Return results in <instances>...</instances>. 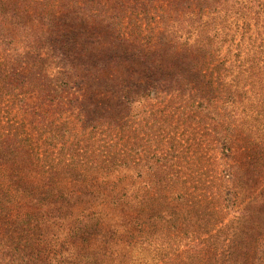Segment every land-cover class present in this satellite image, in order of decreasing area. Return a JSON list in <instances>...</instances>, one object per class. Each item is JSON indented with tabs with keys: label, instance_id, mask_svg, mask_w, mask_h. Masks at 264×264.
Masks as SVG:
<instances>
[{
	"label": "trees",
	"instance_id": "obj_1",
	"mask_svg": "<svg viewBox=\"0 0 264 264\" xmlns=\"http://www.w3.org/2000/svg\"><path fill=\"white\" fill-rule=\"evenodd\" d=\"M134 1L141 6L133 9L132 0H0V264H109L113 242L131 247L138 238L146 246H170L160 264H174L183 240L195 243L189 252L201 248L207 258L223 251L229 264H264V52L250 56L242 46L264 2ZM229 21L241 27L237 45L228 38ZM251 38L245 49L256 48ZM177 95L189 105L222 103L225 145L241 152L226 174L229 195L237 201L247 184L259 188L245 194L231 221L210 211L216 198L206 208L191 206L180 188L174 197L195 218L184 238L169 196L165 208L144 219L140 188L133 195L118 190L128 165L118 162L108 172L94 156L82 161L75 144L74 117L89 127L108 124L112 135H121L118 144L139 132L151 100ZM135 171L144 179L145 171ZM108 173L116 174L114 183L90 179ZM109 187L115 192L102 203L108 208L79 209L82 197L96 201L97 191ZM148 199L151 208L158 200ZM224 205L229 216L232 207ZM203 210L202 227L212 226L205 232L197 229ZM182 222L189 225L188 217Z\"/></svg>",
	"mask_w": 264,
	"mask_h": 264
},
{
	"label": "rangeland",
	"instance_id": "obj_2",
	"mask_svg": "<svg viewBox=\"0 0 264 264\" xmlns=\"http://www.w3.org/2000/svg\"><path fill=\"white\" fill-rule=\"evenodd\" d=\"M136 6L140 7L141 2L132 0L130 7L135 9ZM260 13L258 15L255 12L253 13V19L250 21L252 24L251 30L245 36V42L242 43V46H244L243 51L245 54H250V56L255 55L254 53L260 55L264 52L262 50L264 49V42H262L264 36V13ZM231 22L229 21L228 25ZM232 24V29L229 28L228 31V38L230 40L233 38L235 45H237L242 38L241 30L239 31L241 27L237 29V23L233 22ZM239 24L241 25L242 22L240 21ZM222 26H224L223 23L220 27ZM250 37L257 43L256 48L252 50L251 48L245 49L250 46V41L248 40ZM224 38L222 35L221 39L224 40ZM259 45H263L259 47L261 49H257ZM225 48L224 52L226 51ZM236 53L237 51L234 49L233 54ZM180 99L181 96L177 95V98L174 97L172 100L170 96H160L158 99L151 100L148 103V107L143 109V121L138 127L140 133L134 132L130 136L126 135L121 138L118 144L117 141L121 135H112L108 124L89 127L75 117L74 120L75 132L79 135L75 144H77V150L82 161H84L85 157L92 158L94 156L95 160L100 161L99 166H105L108 172L109 169L114 170L116 164H120L118 162L124 161L128 166L127 168H121L123 173L125 172V177L118 190L125 188L129 190L127 191L128 195H133L137 188H140V196L146 202L143 209L144 214L142 215L147 220L151 212L165 208V196H169L170 205L175 207V213L180 215L181 223L177 230L181 238H184L185 235L194 231L192 223L195 218L194 215H191L192 220L188 213L184 214L187 209L174 197L176 193L180 192V188L185 187L186 198L191 206H193L194 202H199L201 206L206 208L207 203L212 202L216 198L214 203L209 206V209L218 214L216 219L226 217L227 221L233 220L239 213L238 210L244 208L246 202L243 201V198L245 194L246 196H252L254 192L258 194L259 188L253 186L251 182L247 184L248 191L241 195L239 200L236 201L229 195L230 184L227 182L226 174L230 172V168L235 167L239 163L241 152L237 151L236 148L230 149L228 145H225L223 138L227 128L224 125L222 103L216 101V103L205 102L189 105L184 101H180ZM249 104L250 102H248ZM245 122L248 126L254 124L252 117L246 118ZM113 146H116L114 150L112 149ZM151 157L154 158L153 165H150L152 164ZM134 159H136V163L132 162ZM150 166L154 167L152 177L156 182L152 186L149 183L151 182V175H149ZM135 170L145 171L144 179L141 178L139 180ZM252 170V167H248V178ZM253 172L255 173V171ZM159 175L160 177H158ZM90 179L92 182L94 181V185H100L103 179L108 183H114L116 174H104L97 180L90 176ZM137 182H139V186H136ZM170 185L175 188L172 189ZM219 190L221 191L219 192ZM210 191H212L211 194H209ZM113 192L115 191L111 187L97 191V199L92 202H87V200H91V197L84 196L81 200H85V202L79 205V209L81 207L87 208L90 204L94 205L96 210H100L101 207L108 208V204L103 205L102 203L108 201L109 197L114 194ZM213 194H215V197ZM149 195L156 200L158 199L152 208L148 199ZM224 200L227 205L232 207L229 216L222 209L225 206ZM219 201L221 202V208ZM201 212L199 215L201 221L197 229L205 232L206 229L212 228V226L202 227L201 223L206 210ZM107 213L109 215V210ZM186 217L189 219V225H183L182 220H185ZM219 226L218 224L217 228ZM167 229L172 233H176L170 227ZM119 233H122V231ZM122 237L123 235L120 238ZM128 237L127 234V239ZM139 240L140 238L134 241L131 247L128 243L115 244L113 242V245L109 247V257L111 259L109 264H160V261L170 251V246L166 242L160 245L146 246V244H140ZM190 243V241L183 240L181 249L173 254L174 264L230 263L226 253L223 251L215 252L213 257L211 256L212 260L211 257L207 258L200 254L202 253L201 248L200 250L189 252L188 248L195 246V243H191V245Z\"/></svg>",
	"mask_w": 264,
	"mask_h": 264
}]
</instances>
